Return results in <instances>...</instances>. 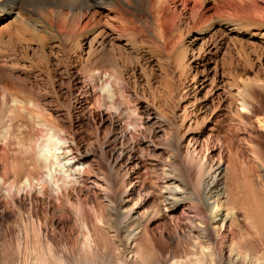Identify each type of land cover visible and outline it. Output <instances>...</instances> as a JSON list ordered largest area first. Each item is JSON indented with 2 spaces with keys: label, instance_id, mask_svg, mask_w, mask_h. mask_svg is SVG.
<instances>
[{
  "label": "rangeland",
  "instance_id": "374dc122",
  "mask_svg": "<svg viewBox=\"0 0 264 264\" xmlns=\"http://www.w3.org/2000/svg\"><path fill=\"white\" fill-rule=\"evenodd\" d=\"M25 1L17 0L14 14L0 18V99L6 92L16 98L23 95L33 98L41 105L43 115L36 114L35 110L33 114L55 125L54 130L42 126L12 128L9 138L4 142V139L0 140L8 158V180L16 183L12 194L0 190V264H199L204 255L195 247L201 239L193 226L204 228L203 217L209 216L210 212L205 204L189 200L177 211L169 208L162 185L166 181V164L170 161L173 167L183 168L185 175L177 177L179 185L189 196L200 191L209 172L219 164L222 169H228V196L241 221L239 227H234V235L226 239V256L234 242L237 250L247 254L254 264H264V170L257 159L264 151V141L260 146L252 140L256 134H248L244 128L245 124L253 123L262 129L264 110L251 111L250 108L264 97V24L239 21V29L223 24L214 25L202 34L189 33L183 39L187 57L181 65L176 51H169V45H176L179 41L176 39L194 24L184 20L175 23L174 27L164 26L167 28H163L164 31H169L164 32L166 45L167 40L170 44L163 50L161 44L155 43L160 36L155 31L159 29H145L140 24L135 27L127 21L130 27L122 44L128 48L129 56L138 58L142 55L145 58L138 66L139 81L135 83L134 78L127 77L128 92L124 90L118 97L124 119L140 124L133 137H123L124 128L114 130L110 125H100L94 99L87 95L85 107L76 104L79 89L73 85V77L78 69L93 59L90 42L94 34L86 39L87 43L81 49L74 44L79 39L76 34L64 41L50 40V47L43 51L38 44L43 37L48 39L54 29L49 24L42 27L39 29L42 37L24 26L21 22L26 15ZM15 17L19 19L16 21ZM63 20L65 27L72 29L71 19ZM29 21L30 24H46L45 19L39 17ZM142 22L144 24V19ZM140 28L145 35L137 34L135 39L140 44L136 41L132 45L130 40L134 38L130 37L139 33ZM157 47L161 50L158 51ZM161 65L168 68V76L174 79L157 75ZM169 80L179 90L168 88L165 81ZM85 82L87 85L88 81ZM84 84L81 91H85ZM163 94L174 96L172 109L167 110L164 104L157 103L158 95ZM181 94L184 98L180 101ZM156 111L165 113L174 121L175 127L168 125L165 133L156 130L158 123L154 121L158 118L152 116V122L146 119ZM185 111L191 113L183 121ZM244 113L246 116L242 119ZM56 130L73 144L72 154L88 155L86 173L79 176L59 164L63 161H59L55 151L59 152L58 142L62 141V136L59 138ZM29 136L33 139L30 140ZM220 139L232 144L231 160L227 147H220ZM150 141L161 149L148 147ZM30 143L48 148L46 154L54 164L51 165L52 171L59 181L68 183L60 197L50 187L42 190V183L36 185V192L27 188L21 192L17 190L29 172L37 177L30 163ZM173 143L176 151L175 147L170 148ZM131 148L133 154L140 157V162L132 173L136 184L130 195H124L123 205L124 208L134 206V217L144 219L145 228L136 254L138 261L123 253L126 235L121 227L124 219L119 212L112 210L105 176L113 159L111 152L120 154L121 150ZM250 167L253 168L251 172ZM120 171L123 174L125 170L121 168ZM125 183L123 186L128 188V182ZM40 191H43L41 195L37 194ZM147 194L150 198L144 200L142 196ZM84 219L90 230L96 229L95 246L87 240ZM253 222L256 227L251 225ZM210 228L211 234L217 236L221 222H212ZM203 251L208 257L206 264H219L210 241L204 243Z\"/></svg>",
  "mask_w": 264,
  "mask_h": 264
},
{
  "label": "bare ground",
  "instance_id": "6f19581e",
  "mask_svg": "<svg viewBox=\"0 0 264 264\" xmlns=\"http://www.w3.org/2000/svg\"><path fill=\"white\" fill-rule=\"evenodd\" d=\"M17 5V0H1L0 18L3 15L8 16L14 14V9H16ZM24 10L26 11V15H24L25 18L22 19L21 23L27 28L30 27L36 36H42L41 34L39 35V29L47 27V24L54 29V31L52 30L50 32L51 36H47L48 39L45 40V37L42 36L43 40H41L38 45L40 49H43V51L50 47V40L64 41L68 37L76 34L79 36V39L78 42H75L74 44L77 43L76 46L81 49L84 44L87 43L86 39L90 35L94 34L90 42V53L93 59L83 68H77L78 70L75 72L73 77V85L77 86L79 89L77 90L78 93H76V104L85 107L84 105L88 103V98H92L91 100L94 99L95 109L97 110L100 125H110V127L114 130L118 127L124 128V131L122 132L123 137H133V135L138 132L137 130L139 129L140 124L139 122H133L130 119H124L122 115V103H119L118 97L120 94H123L124 90L127 91L126 88L129 86L127 77L134 78L135 83L139 81L140 77L138 75V66L143 64L141 61L145 58L140 54H138L140 55L138 58L129 56L127 52L128 48L122 44V40L127 36L126 33H128L129 25H132L133 23L134 26L135 24H140L145 29H159V31H155L160 34L157 42L155 41V43H158V46L161 44L163 46V50H165L164 47L168 46L170 42L167 40L168 44L166 45L164 35L169 31H164L166 28H164V26L170 25L172 27L178 21L180 22L184 20L185 22H191V25L194 24L192 27L190 26L188 31L186 29V32L181 38L176 39L179 40L176 45L172 46L170 44V50L168 47L169 51H176V57L179 59L178 63L184 65L182 62H184V58L187 57V51L185 49L186 47L183 45V39L187 37V34H202L203 31L213 28L214 25L222 26L223 24H229L230 26H235V28L239 29L241 28V26H238L239 21L242 23L250 21V23L253 22V25L264 24V0H26ZM17 13V15L21 16L20 12ZM104 15L105 17L107 16V18H104ZM38 17L45 19L46 24H30L29 20ZM67 18L71 19L73 30L65 27L63 19ZM142 18L144 19V24L142 22ZM15 19L17 21L19 17H15ZM120 20H123L124 23L121 24ZM127 21L130 22L129 25H127ZM179 22L178 24H180ZM171 27L170 31L172 29ZM139 31V33L134 34L135 37L131 34L133 36L130 37V39L134 38L130 40L132 45H134L137 41V39H135L137 34L143 35L145 33L142 28H140ZM156 34L157 33H155V35ZM138 43L140 44V42ZM142 44H144V42H142ZM138 46H136V48ZM159 48L158 51L161 50V48ZM145 63H147V61ZM160 67L159 74H157L160 78L169 77V79H174V77L168 76L167 67L162 65ZM69 68H71V66ZM152 74L149 73V76H153ZM56 75L55 77H57ZM85 81H88L87 85L84 84ZM170 81L171 80L165 81L166 86L168 88H174V82ZM82 83L86 86L85 91H81V87H83L81 86L83 85ZM175 90H179V88L176 87ZM10 94L11 93L6 92L4 97L0 99V140L4 139V142L5 139H8L10 134H12V132L10 133L12 128L20 129L22 127L27 128V126L39 128L42 126L45 128L47 127L48 129V127H54L55 124L50 125L49 121L47 122L44 120L45 118L42 119L38 115V117L35 116L39 113L42 117L43 109L33 98H27L24 97V95L21 98L19 96L16 98L15 96L12 97ZM87 95L89 97L86 99ZM156 96L157 95H155V97ZM173 97L168 96V94H163L162 96L158 95L156 100L159 105L164 104V108L168 110L172 109ZM183 98L184 95L181 94L179 100L181 101ZM257 108L264 110V97L256 105H252L250 109L253 111L257 110ZM34 110L36 114H33ZM170 111L173 112L172 110ZM190 113L191 112H184L185 116L183 121L187 120ZM152 116H156V118H158L157 121H154L155 123H158V128L156 130L162 133H165V128L168 125L175 127L174 121L167 117L165 113L160 114L156 111L149 114L146 118L148 122H152ZM245 116L246 114L244 113L242 119H244ZM244 128L248 134H256L255 138H252L253 141H256L260 144V146L263 144L264 117L262 118V129H258L253 125V123L250 125L245 124ZM54 132L59 135V138L62 136V141L58 142L57 151L59 150V152L57 153L55 151V156L60 159V162L63 161L59 164L79 176L86 173L88 155L84 153H79L78 155H74L75 153L72 154L71 147L73 144L71 143V145L60 131L56 130ZM31 136H29V138ZM32 139L30 138V140ZM219 142L221 148L227 147L230 159L233 150V148H231L232 144L228 140L222 141L220 139ZM226 142L228 143L226 144ZM147 146L153 147L156 150L161 149L152 141L147 143ZM174 147L175 143H173L170 148L173 149ZM3 150L2 142L0 141V190L4 189L7 194H12L16 190V183L9 182L8 180V178H10L7 177L9 172L8 158ZM29 150H31L30 152L32 153V160L30 163H32L33 169L37 173V177L32 172H29L27 175L25 174L26 177L17 190L21 192L22 189L27 188L34 192L36 185L42 183V190H44V187H50L51 191L60 197V193L64 192L68 183L66 184L65 181H59L55 173L52 171L51 165L54 166V164H51L52 161H49V157L46 154L48 148L38 143H30ZM174 150L176 151L177 147H175ZM70 152L71 154H69ZM111 153L113 159L109 162V167L105 170V176L108 183L107 194L112 204V210L119 212L125 220H123V226L121 227V231L126 235V243L123 247V253L132 258L134 257V261H138V256L136 254L138 253V241L142 234L141 232L145 228V223L143 222L144 219L143 217H134L135 207L130 206L124 208L123 203L124 195H130L131 191H133L132 187L136 184L134 178L132 177V173L135 172L134 167L139 165L138 163L140 162V157L133 154L132 148L128 150H121L120 154H117L114 151ZM257 159L261 162L262 169L264 170V151ZM203 163L205 162L203 161ZM166 165L168 166L166 171V181H163L162 186L166 190L164 195L165 201L170 206L169 208L173 209V211H177L184 207L185 201L189 200L191 203L199 202L205 204L210 212L209 216L206 218L203 217V222L205 224L204 228L199 225L193 226V230L199 234V238L201 239V242L196 244L195 247L196 249L199 248L198 250H200V253L204 255L203 259L198 261L199 264H206V261H208V257L203 253L204 243H206V241H210L213 244L217 256V262L219 264H222L224 261H226V264H254V261L250 259L247 254L240 253V251L237 250L234 242L229 246L227 251L228 255L226 256V239L229 235H234V227L238 226L241 221L238 212L231 206V201L229 200V193L227 191L226 184L228 169H222V166L219 164L209 172L208 178L203 182L200 191L193 194V196H189L179 185V179L177 177L179 174L183 176L185 175L183 168L173 167L171 161ZM121 168L123 171L125 170L123 174H121ZM251 171H253L252 167H250V172ZM249 175L245 174L246 177H250ZM125 182H128V188L123 186V183ZM41 192L43 191H40L37 194H40ZM142 198H144V200H148L150 196L147 194L143 195ZM58 200H60V198ZM210 200H212V202H209ZM126 221H128V223L125 224ZM215 221L221 222V228L217 236H213V234H211L210 228L212 222ZM83 222L88 232L87 240L90 242L89 244L91 246H95L97 243L96 229L90 230L86 219H84ZM251 225L256 227L255 222L251 223ZM38 226L39 229H42L40 224H38ZM128 226H131V228L129 229Z\"/></svg>",
  "mask_w": 264,
  "mask_h": 264
}]
</instances>
